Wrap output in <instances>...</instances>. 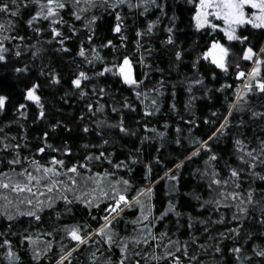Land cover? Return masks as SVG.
Listing matches in <instances>:
<instances>
[{"label":"snow or ice","instance_id":"1","mask_svg":"<svg viewBox=\"0 0 264 264\" xmlns=\"http://www.w3.org/2000/svg\"><path fill=\"white\" fill-rule=\"evenodd\" d=\"M185 65L188 120L169 79ZM169 85V112L178 117L171 138L168 120L151 123ZM58 93L78 114L48 100ZM217 94L224 104L197 117L196 101ZM29 121L40 128L35 136ZM129 137L139 141L134 150L122 143ZM166 142L187 151L171 167L160 154ZM201 159L190 175L202 190L186 194L203 210L194 215L176 196L181 170ZM161 181L169 199L157 210ZM166 220L171 226L158 227ZM205 257L264 264V0H0V264Z\"/></svg>","mask_w":264,"mask_h":264},{"label":"trees","instance_id":"2","mask_svg":"<svg viewBox=\"0 0 264 264\" xmlns=\"http://www.w3.org/2000/svg\"><path fill=\"white\" fill-rule=\"evenodd\" d=\"M179 2L181 4H183V0H179ZM185 15V20L187 18V13L184 14ZM140 23L143 24L144 21L140 20ZM181 27H184V25H181ZM23 34V33H22ZM162 38V37H161ZM156 44V47L159 48V42L158 40L153 41ZM129 47L131 48V45H129ZM235 52L237 53V55L240 54V50L239 48L235 49ZM47 62V61H46ZM57 63H59V61H57ZM155 63L159 66V67H164L167 68L168 66V59L167 58H161L160 55L157 56V59L155 61ZM207 62H203L202 67L206 66ZM65 73H67L71 66L68 64H64L63 65ZM248 67V65L246 66ZM187 65H185V67L181 68V74L178 75L176 72H172L171 75L169 76V79L172 82L176 83V87H175V102L177 104V109L180 111L181 115L184 116L185 120L188 119H192V116L189 115L187 112L184 111V104L187 100V96L188 93L186 91V85L183 83H179V81L182 78V74L184 73V71L186 70ZM154 79H158L159 78V74L154 73ZM9 84L12 83L11 80L8 81ZM23 85H21L22 87ZM219 85L217 84L216 87H218ZM13 91H16L17 94L14 97V102L16 99H19V94L18 91L16 90L15 86L13 85V88L11 89ZM61 93H58L56 96H52L49 95L48 96V100L52 103L55 104L57 107H63L65 109L66 113L71 112L72 114H78L79 111V106L72 104V106L69 108L67 106H65L62 102L59 101L58 96ZM127 94V93H126ZM217 96H220V94H217ZM173 102V97H172V89H171V85H169V90L168 92L165 94V99L162 105V111L155 117L151 118V123L156 125V127L158 128H162L163 127V123L165 120H168L170 125H172V127H170V138L172 136L175 135L174 132V124L178 121V117L174 114V113H170L169 112V105ZM71 103V102H70ZM224 104V100L223 97L220 96L219 100H216L215 98L211 101H208L206 98L205 99H201L196 101V109H195V115L197 117H203L205 115L209 114V109L211 110H216L218 108L221 107V105ZM33 111H35L33 109ZM11 117V114L9 115V117H5L4 119H8ZM131 119V118H130ZM29 125H30V130H31V134L33 136H35L39 131L40 128L38 126L35 125H31V121H29ZM182 127L185 128V135H187L186 132V128L187 125L182 123ZM205 130V126L201 125V129L200 131ZM13 132L16 131L15 128L12 129ZM196 135H199L200 132L194 130ZM140 135H143V131H141ZM73 139L78 141V138L76 137L75 134H73ZM128 150H134L135 147L139 146V141L136 137H129V138H125L122 142ZM227 143V142H225ZM158 146V141H152L150 145L146 144L145 148H146V155L145 158H149L151 155H155V147ZM117 147L119 148L120 145H117ZM223 147V145H222ZM190 150V148L188 149ZM230 150V145H229V149ZM123 151V149H122ZM227 151V150H226ZM161 157L162 159H164L165 161V165L167 167H171L173 163L176 162V158L179 159H183V156L187 154V151L185 150V147L182 146H177L175 144H169L166 142V146L164 149H161ZM121 158H123V156H121ZM202 164V159L201 160H195L192 163L186 164V166L181 170L182 175L180 178V194L176 196V199L179 201V207L181 211H185V212H192L194 215H199L203 212L202 209L196 208V201L192 199L191 196L186 195L187 193L193 192V191H199L202 190V184L203 182L198 181L195 177H193L192 175H190V173L192 172L193 169H195L196 167L200 166ZM165 170L164 166H158L155 169V172L159 175L162 176L163 175V171ZM143 169L140 166H137L134 175L137 179V181H139L140 183H143L142 180H140V177L142 175ZM168 191H169V186H168V182L167 181H161L159 184H157L155 186V192L156 195L154 197V202L157 206V210H163V208L167 205L169 196H168ZM130 215H134V213H131ZM80 216V213L77 212V216L76 218L78 219ZM175 218L172 217V220H174ZM22 220H27V218H22ZM172 220H166L164 221V225L158 226L160 228H163L164 226H171L172 224ZM64 222H70V221H64ZM25 226H27V224L25 223ZM33 227H38V225L33 224ZM123 227V225L121 226ZM173 232L175 231V228H172ZM181 232H184L183 229H181ZM182 239L187 238L186 235L181 236ZM58 239V237H57ZM13 242L15 243V238H13ZM205 259V264H211V261L208 260V258H204ZM45 264H47V262H45Z\"/></svg>","mask_w":264,"mask_h":264},{"label":"rangeland","instance_id":"3","mask_svg":"<svg viewBox=\"0 0 264 264\" xmlns=\"http://www.w3.org/2000/svg\"><path fill=\"white\" fill-rule=\"evenodd\" d=\"M248 67H250V64L248 65Z\"/></svg>","mask_w":264,"mask_h":264}]
</instances>
